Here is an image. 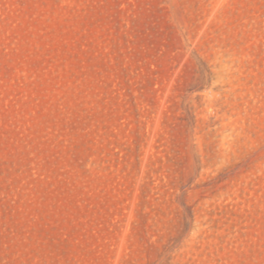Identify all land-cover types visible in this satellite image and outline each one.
Listing matches in <instances>:
<instances>
[{
	"label": "rangeland",
	"instance_id": "1",
	"mask_svg": "<svg viewBox=\"0 0 264 264\" xmlns=\"http://www.w3.org/2000/svg\"><path fill=\"white\" fill-rule=\"evenodd\" d=\"M0 264H264V0H0Z\"/></svg>",
	"mask_w": 264,
	"mask_h": 264
}]
</instances>
